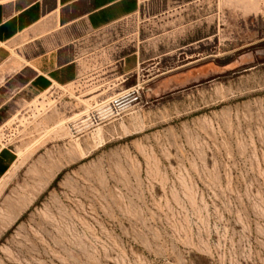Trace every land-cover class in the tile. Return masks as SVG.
<instances>
[{
    "label": "rangeland",
    "instance_id": "1",
    "mask_svg": "<svg viewBox=\"0 0 264 264\" xmlns=\"http://www.w3.org/2000/svg\"><path fill=\"white\" fill-rule=\"evenodd\" d=\"M91 43L0 114V264H264V0H153Z\"/></svg>",
    "mask_w": 264,
    "mask_h": 264
},
{
    "label": "crops",
    "instance_id": "2",
    "mask_svg": "<svg viewBox=\"0 0 264 264\" xmlns=\"http://www.w3.org/2000/svg\"><path fill=\"white\" fill-rule=\"evenodd\" d=\"M152 1L0 0V114L16 97L24 101L54 85L76 82L86 63L94 59L91 42L95 34ZM107 68L116 85L131 79L139 82L144 76L136 51L117 57ZM17 160L15 149L0 139V182Z\"/></svg>",
    "mask_w": 264,
    "mask_h": 264
},
{
    "label": "built area",
    "instance_id": "3",
    "mask_svg": "<svg viewBox=\"0 0 264 264\" xmlns=\"http://www.w3.org/2000/svg\"><path fill=\"white\" fill-rule=\"evenodd\" d=\"M140 88V83L136 84L135 86L131 87L128 89V92L124 94V98L123 99H127V98H136V93H138Z\"/></svg>",
    "mask_w": 264,
    "mask_h": 264
},
{
    "label": "bare ground",
    "instance_id": "4",
    "mask_svg": "<svg viewBox=\"0 0 264 264\" xmlns=\"http://www.w3.org/2000/svg\"><path fill=\"white\" fill-rule=\"evenodd\" d=\"M140 85H141V83H140ZM123 98H124V94L121 97H119V98H115V100H113V101H122V100H124Z\"/></svg>",
    "mask_w": 264,
    "mask_h": 264
}]
</instances>
